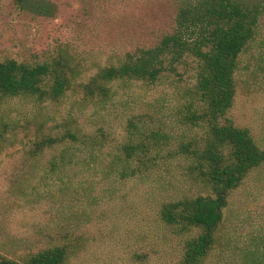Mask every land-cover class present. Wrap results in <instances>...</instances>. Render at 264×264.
<instances>
[{"label": "rangeland", "instance_id": "374dc122", "mask_svg": "<svg viewBox=\"0 0 264 264\" xmlns=\"http://www.w3.org/2000/svg\"><path fill=\"white\" fill-rule=\"evenodd\" d=\"M187 1L0 0V61L61 63L71 78L59 100L0 96L2 257L26 264L61 247L63 264L182 263L187 242L202 230L165 223L161 209L213 192L178 156L181 144L208 132L195 62L186 59L155 84L110 83L109 97L86 95L81 86L127 53L154 47ZM235 77L228 118L264 149V19ZM51 84L50 77L43 88ZM131 146L140 149L125 150ZM210 232L212 249L201 264L264 260V165L228 195Z\"/></svg>", "mask_w": 264, "mask_h": 264}, {"label": "trees", "instance_id": "16d2710c", "mask_svg": "<svg viewBox=\"0 0 264 264\" xmlns=\"http://www.w3.org/2000/svg\"><path fill=\"white\" fill-rule=\"evenodd\" d=\"M264 19L262 0H189L177 11L173 31L152 48L127 53L115 65L99 71L81 87L86 95H111L108 84L133 80L155 84L166 74L177 73L186 59L196 64V89L204 104L208 132L203 140L181 144L178 156L213 189L212 195L164 205L160 216L168 224L201 228V233L187 242L181 264H201L213 245L212 228L223 217L228 195L255 170L264 165V149L251 131L228 118L236 97V73L242 54L258 36ZM52 78L49 89L43 84ZM71 86L61 63H21L15 59L0 61V96L39 95L59 100ZM129 124H135L130 122ZM166 135V134H165ZM161 137V135H157ZM50 138L38 145L61 143ZM139 146L126 147L132 153ZM37 150V151H38ZM66 250H43L26 264H63ZM0 264H20L0 255ZM258 264H264V260Z\"/></svg>", "mask_w": 264, "mask_h": 264}]
</instances>
